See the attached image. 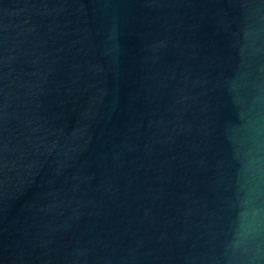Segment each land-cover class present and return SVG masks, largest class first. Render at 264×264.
Returning <instances> with one entry per match:
<instances>
[{
	"label": "water",
	"instance_id": "obj_1",
	"mask_svg": "<svg viewBox=\"0 0 264 264\" xmlns=\"http://www.w3.org/2000/svg\"><path fill=\"white\" fill-rule=\"evenodd\" d=\"M0 264H264V0H0Z\"/></svg>",
	"mask_w": 264,
	"mask_h": 264
}]
</instances>
